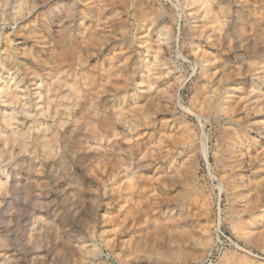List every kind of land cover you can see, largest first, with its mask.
Segmentation results:
<instances>
[{
    "label": "rangeland",
    "instance_id": "rangeland-1",
    "mask_svg": "<svg viewBox=\"0 0 264 264\" xmlns=\"http://www.w3.org/2000/svg\"><path fill=\"white\" fill-rule=\"evenodd\" d=\"M204 2L0 0V264H264V0Z\"/></svg>",
    "mask_w": 264,
    "mask_h": 264
},
{
    "label": "bare ground",
    "instance_id": "bare-ground-1",
    "mask_svg": "<svg viewBox=\"0 0 264 264\" xmlns=\"http://www.w3.org/2000/svg\"><path fill=\"white\" fill-rule=\"evenodd\" d=\"M24 0H17L18 4H21ZM186 2L189 1V2H193L197 5L198 8H200L202 6L203 3H205L204 1L206 0H185ZM178 4V3H177ZM194 6V5H193ZM3 7V6H2ZM196 7V8H197ZM214 7V6H213ZM185 8V7H184ZM188 8V7H187ZM15 11V10H14ZM201 12H208L207 8H203L201 9ZM198 14V13H196ZM221 14V13H219ZM208 15V14H207ZM211 15V14H210ZM207 17V16H206ZM209 17V15H208ZM200 18V17H198ZM229 19V18H228ZM12 20V19H11ZM194 21V20H193ZM205 24V22H204ZM232 24V23H231ZM208 25V24H207ZM228 25V23H227ZM223 26V25H222ZM233 26V25H232ZM197 27V26H196ZM159 33V32H158ZM207 34V33H206ZM167 35V33H166ZM206 36V35H205ZM198 41V40H197ZM159 44L156 45V52L155 53H159V52H162L163 51V48L164 46L167 45V43L165 42V40H159L158 41ZM202 43V42H201ZM206 44V43H205ZM246 44V43H245ZM248 44V43H247ZM203 45H201V48H202ZM206 47V46H205ZM210 47V46H209ZM237 48V47H236ZM195 50V49H194ZM203 50V53H207V50L206 49H202ZM201 51V50H200ZM151 52V51H150ZM204 57H207V56H204ZM146 58V57H145ZM160 60V59H159ZM0 68L2 69H5V71L7 72V76L6 78L4 79L3 78V81L0 82V164L4 161V158H5V155L6 154H12L13 151H7L5 150V147H4V143L6 142L7 140V135H6V131H7V128L9 129H12L14 124L15 127L13 129V135L12 137L17 141V150L18 151H21L23 148H24V141H25V137H26V133L23 132V130L21 129V127L19 128L18 125H19V120H18V111L17 112V109L15 108L16 106V103L19 102V101H23L24 99H22V97L25 95V92L23 90V87H22V79H20L18 77V75L14 72V71H10L8 69H6L4 66H0ZM168 78V73H165L164 74V79L166 80ZM34 79V77H33ZM39 83L37 84V87H36V99H37V102L35 103L37 105V111L39 112H43V111H46L48 112L49 111V106H46L45 108V103H44V100L41 98L42 95H41V90H40V82L42 80H40V78H36ZM35 79V81L33 82L34 85H36L37 83V80ZM2 80V79H1ZM0 80V81H1ZM61 80V78L59 79ZM58 81V80H57ZM12 82V83H11ZM51 82V81H50ZM81 86V85H80ZM167 86V85H166ZM73 88V87H72ZM48 91V90H47ZM260 91V90H259ZM160 94V93H159ZM49 98V97H47ZM53 104V103H52ZM27 105V102L24 101L22 102V112L24 113H27L28 114H31L30 113V109L27 108L29 107L26 106ZM256 107V106H255ZM73 108V107H72ZM20 114V113H19ZM30 116V115H29ZM42 117V116H41ZM232 119V117L230 118ZM257 119V118H256ZM34 123V122H33ZM256 123V122H255ZM234 126L232 127V131L230 132V135H229V138L235 142H238V132L236 130V127H237V122H233ZM260 127V126H259ZM264 127V126H263ZM244 128V127H243ZM261 128V127H260ZM247 129V128H246ZM259 129V128H258ZM262 129V128H261ZM34 130V129H33ZM245 130V129H244ZM263 130V129H262ZM253 131V130H252ZM11 137V138H12ZM14 140V141H15ZM15 141V142H16ZM240 143V142H239ZM38 147V146H37ZM203 147V146H202ZM242 147V146H241ZM203 149V148H202ZM202 152V151H201ZM53 155V154H52ZM22 156V155H21ZM161 156V155H160ZM40 158V157H39ZM159 158V157H158ZM11 161V160H10ZM50 161V160H49ZM10 164V163H9ZM165 174H168L170 176V178L172 177V179H177L178 176H180L179 173H172L171 171H166ZM9 172L8 170H5V169H2L0 167V195H1V192H4L7 190V186H8V183L10 181L9 179ZM133 186V185H131ZM220 187V186H219ZM236 194H239V195H244V190H239V191H236ZM245 196V195H244ZM242 198V197H241ZM2 205V204H1Z\"/></svg>",
    "mask_w": 264,
    "mask_h": 264
}]
</instances>
